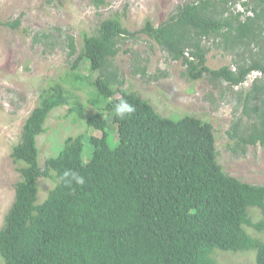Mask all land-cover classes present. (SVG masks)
Returning a JSON list of instances; mask_svg holds the SVG:
<instances>
[{"label":"trees","instance_id":"obj_1","mask_svg":"<svg viewBox=\"0 0 264 264\" xmlns=\"http://www.w3.org/2000/svg\"><path fill=\"white\" fill-rule=\"evenodd\" d=\"M215 1L184 2L165 21L154 26L147 20L135 33L171 59H183L192 79L210 76L235 86L250 71L261 73L263 79L233 100L238 118L226 131L227 147L238 155L248 144H264V57L251 53L264 41V0H238L245 12H234L230 0H218V9ZM102 3L95 0L96 7ZM0 25L16 28L19 20ZM135 33L111 15L82 38L70 76L93 86L91 111L77 98L72 105V92L59 81L40 92L10 153L20 179L0 228V264H217V252L250 250L255 263L264 264V240L246 229L264 227V185L224 171L210 121L191 113L163 116L148 99L122 88L112 60ZM207 38L236 54L233 69L206 65ZM68 47L74 55L72 37ZM81 61L97 73L94 79L75 73ZM121 100L135 108L122 119L115 116ZM61 106L90 131L67 134L59 151L41 163L38 137L49 113ZM40 178L54 182L43 199ZM250 207L260 210L259 221H252Z\"/></svg>","mask_w":264,"mask_h":264},{"label":"rangeland","instance_id":"obj_2","mask_svg":"<svg viewBox=\"0 0 264 264\" xmlns=\"http://www.w3.org/2000/svg\"><path fill=\"white\" fill-rule=\"evenodd\" d=\"M197 1L103 0L96 7L95 0H0V21L19 20L16 28L0 25V228L13 202L15 183L20 179L10 153L20 140L23 124L36 106L40 92L59 81L72 92V105L77 98L85 106L86 113L91 111L88 101L93 86L87 81H73L70 76L84 35L95 33L99 23L111 15H118L124 27L135 33L147 20L157 26L173 14L178 5ZM215 4L220 9L218 0ZM230 5L234 12L240 9L238 0H230ZM70 37L76 47V53L71 56ZM212 43L208 38L202 42L209 48L206 65L211 69L233 68L236 54ZM263 43L261 40L258 45L251 46L253 56L264 57ZM112 66L123 78L122 88L134 90L148 99L161 115L172 117L191 113L210 121L216 137L218 162L224 171L242 181L264 185V144H248L244 153L235 155L227 147L230 140L226 133L238 118V114L233 113L234 98L238 92L248 91L255 81L263 79L259 72L250 71L245 80L235 86L221 80L212 81L210 76L192 79L186 73L183 59H171L141 32L120 43V52L113 58ZM88 69V62L81 61L74 72L94 79L97 73ZM141 69H145L144 74L140 73ZM67 75L70 77L66 78ZM240 110L241 107L238 113ZM245 119L242 116L243 122ZM87 128L84 122L72 121L67 106L53 109L47 118V130L38 137L40 162L59 151L67 134L84 132ZM110 129L115 136L114 125ZM94 134H98L97 131ZM38 183L39 199H43L54 182L40 178ZM249 214L253 222L262 218L256 207H250ZM246 229L264 240V227L257 230L247 226ZM214 258L217 264H256L252 250L217 252Z\"/></svg>","mask_w":264,"mask_h":264},{"label":"clouds","instance_id":"obj_3","mask_svg":"<svg viewBox=\"0 0 264 264\" xmlns=\"http://www.w3.org/2000/svg\"><path fill=\"white\" fill-rule=\"evenodd\" d=\"M238 6H239V11L241 12H245V9L242 7V5L240 3H238ZM187 57L190 56L188 54V52H186L185 54ZM233 69V68H231ZM253 71H256V72H259L258 70H252ZM260 73V72H259ZM261 74V73H260ZM248 75V74H247ZM247 77V76H246ZM135 111V108L134 106H132L131 104H129L127 101L125 100H121L119 104H117L115 106V116L119 117V118H124L125 116H128L130 115L131 113H133ZM67 175V173H66ZM77 182L78 183H83V178L82 177H79L77 178Z\"/></svg>","mask_w":264,"mask_h":264}]
</instances>
